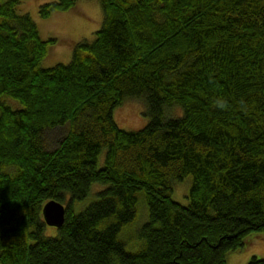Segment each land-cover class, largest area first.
I'll list each match as a JSON object with an SVG mask.
<instances>
[{
    "label": "trees",
    "instance_id": "trees-1",
    "mask_svg": "<svg viewBox=\"0 0 264 264\" xmlns=\"http://www.w3.org/2000/svg\"><path fill=\"white\" fill-rule=\"evenodd\" d=\"M22 1L0 0V264H227L264 234V0H100L95 39L49 68L58 39ZM129 98L150 117L137 131L114 118ZM142 194L149 218L131 233ZM52 199L65 221L47 236Z\"/></svg>",
    "mask_w": 264,
    "mask_h": 264
},
{
    "label": "rangeland",
    "instance_id": "rangeland-1",
    "mask_svg": "<svg viewBox=\"0 0 264 264\" xmlns=\"http://www.w3.org/2000/svg\"><path fill=\"white\" fill-rule=\"evenodd\" d=\"M52 0H23L17 10L20 14H29L37 23L43 39L56 38L58 43L49 45L48 53L42 61V66L49 68L59 63L67 64L73 56L75 44L96 37V32L101 28L104 12L100 0H79L74 7L66 11H55L49 17L43 18L40 14V6ZM14 101V100H13ZM17 102V101H16ZM178 112L172 114L180 117L183 114L181 107H176ZM117 124L126 130L137 131L144 128L150 121L147 115L146 104L139 99H127L114 111ZM100 166L104 165L105 153L101 154ZM192 185V176H186L183 180L174 183L173 199L183 205L189 203L188 195ZM106 187L105 184L93 183L89 196L76 207L82 210L97 193ZM149 218L148 207L143 194L138 202V216L131 226V233L147 222ZM46 235L55 236L57 227L46 226ZM131 233L129 235H131ZM132 236V235H131ZM127 249L135 251V241H125ZM253 255L264 257V234L252 232L245 238V246L237 251L227 254V264H247Z\"/></svg>",
    "mask_w": 264,
    "mask_h": 264
},
{
    "label": "water",
    "instance_id": "water-1",
    "mask_svg": "<svg viewBox=\"0 0 264 264\" xmlns=\"http://www.w3.org/2000/svg\"><path fill=\"white\" fill-rule=\"evenodd\" d=\"M66 206L57 201L50 200L43 207V216L46 225L61 227L65 221Z\"/></svg>",
    "mask_w": 264,
    "mask_h": 264
}]
</instances>
